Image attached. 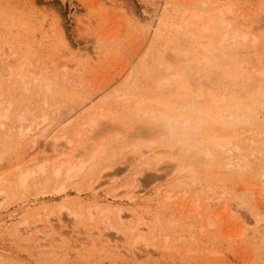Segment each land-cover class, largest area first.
<instances>
[{
	"label": "rangeland",
	"instance_id": "1",
	"mask_svg": "<svg viewBox=\"0 0 264 264\" xmlns=\"http://www.w3.org/2000/svg\"><path fill=\"white\" fill-rule=\"evenodd\" d=\"M226 7H233L234 12L236 13L238 12L237 15L239 16V18L243 16V19L247 21V23L246 21H244V23L247 24L246 27L251 25L249 24L251 23L250 21L252 22L254 21L253 23L259 22L257 24L260 25L259 26L260 28L257 27L258 30L256 31H258V33L261 32L263 34L262 35L260 33L259 35L260 38L259 40L261 39L263 40L264 30H262L263 31L262 32L261 29L262 27L264 29V0H0V55H1L0 63L4 61L10 62L7 64V68H4L6 65L3 66L4 64L3 65L2 63L0 64V66L2 65V67L0 68H2L3 70L2 71L0 69V74H2L0 75V79L2 80V81L0 80V100L3 99L1 100V103L2 101L6 102L4 103L3 106H8V103L13 104L14 108L12 110L14 111L18 110V112H22L24 111L22 110L23 108L25 110H28V112L31 111L29 113H33L32 115L33 117L36 118V120L37 118H39L36 121V124L38 122L39 123L44 122L41 123V126H39L38 129L36 128L37 130L32 132V134H30L25 139V141L22 139L21 141L16 140L14 146L11 149L14 152L10 150V152L4 157V161H2L0 164V173L2 175L7 176L5 177L6 180L11 181V183H9L10 181L9 182L6 181L5 183L11 184V185L6 184V185L12 187V189L11 187L10 189L7 188V191L4 192V194L6 193V196L3 194L5 198L3 197V195L0 197L2 198L1 199L2 202H0V264H264V239H263L264 238V183H262L263 181L261 180L260 177H257L258 175L256 174L257 173L256 169L259 170L258 168H261V166L264 164L263 163L264 158L262 156H258L260 159H258V157L255 158L252 157L254 158L255 161L251 159V161L253 162L249 170L250 172L248 171L249 172L248 174L247 172L238 173L234 175L231 180L228 181L226 180L227 169L216 170L215 172H213L214 174L212 173L211 175H207L205 177H203L201 173L198 172L200 174V177L201 176L202 177L200 178L199 175L197 174L196 181L199 182L198 183L195 182L196 183L195 185L191 184V186L194 185L195 188L191 186L189 187L188 182L191 183V179L189 178L190 175L192 174L187 172L190 171L188 170V167H186L187 169L184 170V172L187 170L185 173L183 172L184 174L182 173L181 170L178 173L176 169L175 172H177L178 174V175L176 174V177L174 173L173 174L171 173L172 175L170 174V172L166 174L167 171H171L170 167L172 165L171 163L172 161H174L173 164H175V162H177L178 159L179 165L184 163L182 165L188 166L190 165L188 164L189 163L188 159L187 160L184 159L183 156L180 157L181 155L179 154L178 150L176 149L172 150L171 144L169 143L168 145L170 146H168L166 143H165L166 145L163 144L164 141H162L163 143L162 142L161 143L166 148L163 147L162 144L161 145L159 144L160 145L159 146L158 143H160V141L156 139H154V141H156L155 145L153 146L152 144L151 145L152 147H150L149 150H147L148 152L146 151L147 155L145 154V151L143 153V156L140 155L142 153L139 152L143 151L142 147L144 149L146 148L145 146L141 147L139 145L138 147L137 144H135L134 142H138L140 140H141L140 142H143L144 141L143 139L145 138L142 137L145 135L141 134L142 136H140L139 134L140 138L138 135L137 137H135V132L133 130L135 127L134 128L131 127H133L134 124H136L135 122H137L138 124V121L135 118L134 113L131 112L132 114H130V112H128L127 114V112H125L126 110L128 111L132 109L131 108L132 106H130V104L134 106H136V102L138 104L139 101L137 100V98L141 99L142 101L151 100L154 103L156 102L157 97L163 98L164 95H160L162 94V92L165 91V87H163V83H161L163 82V80L165 83L166 81L169 82V85L173 87L172 88L170 86L171 90L169 91L172 92L171 94L166 95L167 99L163 98V101L165 100L164 102H168L166 100H168L169 98L172 99L171 97L176 93L181 94L184 92V87L182 84L184 77L177 78L176 77L177 75H174L176 71L173 68L172 70H167L169 65L167 66L166 64H164L167 61L163 59H165L166 57L169 58V56L174 58L175 57L179 58L182 57V54H186L189 52L190 54H193L192 60H194L195 54L202 51V49H197L196 47L194 49L196 38L193 37L192 32H188V26L190 25L191 22H194L193 16L201 15V18H204L203 20L206 21L212 18V16L216 15L219 9ZM208 11H210L211 13L210 12L208 13ZM213 11L214 13L215 12L216 13L215 14L212 13ZM203 14L205 15V17ZM210 14H212V16L209 18L208 15ZM206 17L207 19H205ZM198 18L200 19L199 24L200 23L201 25L206 24L205 21H203L204 23H202V19L200 18V16ZM258 19H260L261 22L260 20L258 21ZM255 24H253L254 27ZM142 25L143 26L145 25L146 27L144 26L143 28ZM59 30L61 31V35L63 36L64 40L67 42V45H69L72 49L71 53L67 54V56L65 57L67 62H70V59H74L75 57L81 58V60L79 58L80 60L79 63H75L76 65H74L73 67H71L72 66L71 64L65 70L67 72L65 76L68 77L69 79L70 77L71 79L72 78L76 79L75 81H77V83L74 80L70 81L69 79H67L68 80L67 82V80H64L65 76L63 77L62 75L64 70L58 69L59 70L58 71L56 69V74L54 75V77L52 73L55 72H52L51 73L52 77L50 78L48 77L46 80V82L49 80L50 82L54 83V85L50 86V90L46 94L43 91L44 93V94L42 93L44 95L43 96L41 94L42 90L41 92L39 90L41 84H45L46 82L45 83L42 82L40 84L39 83L40 79L36 80V77L38 79L40 78L39 76H43V74L46 72L44 68L47 65L50 68L51 66L53 68L54 67L53 63L56 62V64H58L57 63L58 61L54 60L56 56L55 53L57 54L58 52V50H56L57 47L54 45V43L55 41L57 42V38H58L55 35V33ZM202 30L204 31L203 27ZM204 32L206 33L207 31ZM211 32H215V30H210V33ZM220 32L222 33L224 31H220ZM210 33L206 35L208 39H210L211 41L214 40L216 41L217 38L221 36L219 35V33H218L219 36L218 35L216 36L215 35L216 33L215 34L212 33V36H214L212 37ZM248 42H250V45H248L249 44ZM248 42H247L248 44L246 43L244 45L245 50L247 48V50L244 51L246 52L245 55L243 54L244 56L240 55L242 54L241 52H237L232 56L233 59L231 57L229 58H231L233 62L235 60L234 56H237L236 63L239 62L238 65L241 64L242 60L240 62V59L243 58V61L246 62V65L248 63V66H245V63L242 62V64H244L243 66L246 67L245 69H247V71L248 69H250L249 71H253L250 73L256 74L257 70L259 71L262 65L257 64L258 66H255V64L252 63V67H251L250 64L251 62L249 60H251V58L254 57L255 59L252 58V60H255V62L257 61H256L255 53H253L252 50L254 49L253 48L254 44L253 42H251V40H249ZM261 43L262 41L261 42L259 41L258 42L259 45L258 44L255 45V48L258 50V52L259 53L261 52L260 54H257L258 52L254 51L256 52V56H260L263 53L262 52V50H264L262 48L263 46L260 47V45H264V40L263 43L262 44ZM251 44H253V47L251 46ZM260 49L261 51H259ZM210 51L213 54V56L209 57L208 62L206 63L204 62L206 65L202 63V66L201 67L198 66L196 70V72H198L199 69L201 70L204 69L205 71H207L206 73L202 72L204 74L202 75V77L198 79L195 75V72H191L193 70H190V68L186 72L182 73L185 75H189L188 78L189 90H193L194 92H200V93L202 92L205 98L207 97L208 99H211V97L209 98V96L215 98L216 95L218 96L217 98H220L221 96L229 97L232 95V93L234 94L235 97L236 96L238 97L242 93L240 98L242 100L243 99L245 100V99H249L247 97L253 95V93H255L256 90L257 92H261L262 91L260 90L261 87L262 89H264V86L259 87L260 83L262 84V82L260 81H258L259 83L256 86H251V84H249L250 82L245 84L244 81V83H242V81L244 80L243 77L237 78L241 82L236 79H235L236 81L234 82L232 80L229 82L230 80L229 72L230 71L232 72L233 68L238 67V65H236V63L234 62L233 63L234 65H236V67H234L232 62L229 63V65L227 64L228 66H232L231 69L229 68L230 70L229 71L227 69L228 68L227 65H222L220 64L221 62L219 59H218L219 61L214 59L217 58V51L216 50H210ZM249 51H251L253 55ZM94 53L96 54L95 57H94ZM153 53H155L154 56L152 55ZM189 53L187 55H189ZM58 55L59 54H57V56ZM12 56L14 57V59ZM248 56L249 57L252 56V57L249 59ZM9 57L11 58L9 59ZM65 58L62 60H65ZM149 58L151 59L150 62H149L150 60ZM244 58H246V60ZM43 59L44 61H42ZM237 59H239L238 62ZM14 60L15 63H13V65L14 64L15 65L14 66L12 65V67H14L15 69L10 66L12 62H14ZM41 64L45 66V67L43 66L40 67V68L43 67L44 69L42 70L44 72L43 74L42 73L40 74L39 73L40 68L38 69L39 65ZM162 64H164L165 67ZM210 64L211 66L214 65V68L212 67L213 68L212 69L210 67L211 69H209L208 71L207 65L209 66ZM19 65L21 66L23 65V66L20 68ZM173 65L174 64H172V66ZM241 65L238 68L241 67L243 68V66ZM221 66H225L226 71L228 72V76L226 75L227 78L226 76L223 77V73L225 75L226 71H224L225 68L223 67L224 69H222ZM24 67L28 69H26L25 71L23 69ZM253 67L256 69H252ZM8 68L13 69L15 71V73L14 71H12L15 74V76L12 73L14 77H11V80L9 77L10 76L9 72L7 73ZM16 68L18 69V71L20 69V71L17 74L18 76L16 75L17 72ZM59 68L62 67L60 66ZM70 68L72 70H69ZM50 70L52 71L55 70V67ZM215 70L220 72H215ZM31 71L33 72L37 71V72L33 73ZM155 71L156 73H154ZM2 72H4L6 76L8 75L7 77L9 80L7 79V77L3 76L4 73ZM27 72L30 73V75L28 74L29 77L28 76L26 77ZM221 72L223 73L221 74ZM233 72H235V70H233ZM20 73H22L21 74L22 76L25 75L24 77H26V79H22L19 76ZM48 73L50 74V72ZM70 73H74V74L73 75L71 74L70 76ZM248 73L246 72L245 74ZM67 74L69 75L67 76ZM212 74L213 76H210ZM60 75L62 76V79L64 78L63 79L64 82L62 81ZM121 75L124 76H122L121 80H119V76ZM127 75H129L130 77ZM56 76L58 78L57 80H56ZM126 77H128L127 80H125ZM29 78L30 81L28 80ZM31 79H33V81ZM216 80L217 81L220 80V81L217 82ZM225 80L228 83H226ZM60 81L63 82V84H61ZM131 81L134 88L133 90L131 89L129 91L127 87H129ZM224 81L225 83H223ZM159 83L162 84V86L160 85L161 88L159 87ZM239 84H241L242 87H240L241 85ZM262 85H264V82ZM218 86L220 87V89ZM232 86L233 89H235V91L232 89V91L234 92L231 91ZM210 88L213 90H211ZM226 88L227 90H225ZM167 89L170 88L168 87ZM216 89L218 90L216 91ZM214 90L216 91V94ZM239 90L241 91L239 92ZM124 91H127V93ZM219 91L220 93H217ZM256 93L254 95H256ZM120 96H122L124 99V101L120 99V101L121 100L123 101L121 103L118 100L119 98H122ZM115 101L117 103H115ZM118 101L120 104L118 103ZM58 102H60V104ZM62 102L64 105H62ZM84 102L87 103L85 107L82 106V103ZM127 103L129 105H127ZM60 105H62V108H60ZM51 106L54 107L50 108ZM55 106H57L56 109L57 108L58 109L55 112H53ZM63 106L66 109H64ZM138 106L139 104L136 107ZM40 108H42L43 111L41 110L40 112ZM69 108H74L71 113H68L69 110L71 111V109ZM62 109L64 111H62ZM34 111L36 113H34ZM50 112H52L53 116H50L51 115L49 114ZM123 112L124 115L127 117L133 115L132 116V118L134 117L133 119L131 118V116L129 117V119L132 120L126 119L129 122L127 121L125 122L127 123L134 122V124L130 123L129 125H127V127H125V129L123 127L122 128L120 127L121 129H119L118 131L120 133L117 134H115L117 130L116 128H115L116 130L113 129L108 132L106 130L105 135L104 133H101L99 131V129L101 130L102 128L105 130L107 125L114 122V119H117V123L119 126L120 123L124 120ZM37 113L41 116L43 115L44 120L43 117H40ZM47 113L49 114L50 117L47 115ZM102 113H107V114L106 116H104L105 114L102 116ZM96 114L98 116L100 115L99 118ZM10 116H11V111H10ZM261 118L264 120V115H262ZM46 119L48 121H46ZM60 119L61 121H65V123L62 122L60 124H62V127L66 129L67 132H70V134L72 133L71 129L72 130L76 129L73 130L75 137L73 135L69 136L68 133L66 135V138L69 137V139L70 138L73 139L74 137L75 139V140L73 139L74 142L77 140V142L75 143L81 142L78 144H82V145L86 144V141L85 143H83L85 140L84 139L85 136H83L81 133V135L77 134L78 138H76L75 133L80 132L85 127H89L91 124L93 125V128L94 126L96 127L98 126L99 128L97 127V131L100 133V135L98 136L97 134L98 132L94 131V129L92 128L94 132L91 131L92 133L90 134L94 133L97 136V140L95 139L96 137L94 136L95 138H93L92 141L98 143V141L101 140L100 144H103L104 146L103 148L106 149L105 146H108V143L111 142L110 140H112V142L114 143L113 145L114 154L112 153L113 154L112 159L109 157L110 155H112L111 153L104 155L102 154L103 157L101 159L103 160L102 161L101 159L99 160V163L98 165L95 166L94 171L87 170L86 174L88 173V176L84 174L86 176L84 175L78 176L68 181H63V179H60L58 183L56 181L55 183L52 180L53 182L52 181L48 182L45 185V183L43 182L44 178H42V176L44 175L43 174L42 176L38 175L39 176L38 179L40 178L41 181L36 179L37 177L36 176L34 177L35 178L33 182L34 184L30 183L32 187L29 185V188L27 190L21 191V189H19L20 187L18 188L17 186L16 188L17 184H15L18 183L16 182V178L18 177V175L17 177L14 175H16L17 173V169H16L18 168L17 165H19L20 160L24 158V152H25L24 149L28 147V143L30 141L31 136L35 134H39L40 137L42 136L41 137L42 144L49 142V141L44 142L43 141L44 137L46 135H49V133H51V131H53L54 129L58 131L60 129L62 130L60 124L57 125ZM51 120H53L54 122H51ZM50 122L52 124L55 123L54 125H57L56 128L53 125H50L51 124ZM140 124L141 123H139V125ZM260 126H262L261 123ZM260 126L259 124L256 125L254 124V126L253 125L248 126L243 124L241 125V127H239L242 132L238 131L239 128L237 127L236 133L237 134L241 133L239 138H243L244 136L245 137L247 136V141L251 143V145H249L250 144L249 142L248 143L245 142L246 149H248L250 146V149L253 150L254 146H252L251 141H255L257 143L264 142V133H263L264 130L260 129ZM43 128H47L48 130L43 131ZM64 129L63 132L61 131V133L63 134L66 131ZM129 129L133 132L129 131ZM135 129H139V128H135ZM234 130L235 129H232L231 134L234 132ZM126 131L129 133H127ZM108 133H113L110 134L112 137L110 136L108 137ZM120 134H122V136ZM131 136L133 137V139H131L132 138ZM251 137L252 139L254 137L255 138L252 140ZM134 138L137 141L134 140ZM147 138H151V137H147ZM32 139L33 137L31 138V140ZM65 139H63V141L61 142L65 143L64 142ZM147 141L149 142L147 143ZM147 141L145 142L148 145L152 142V139L151 142L149 139ZM154 141L152 143H154ZM133 144L135 145L136 148L138 147L137 148L138 151H136ZM50 147L51 146L48 145L47 149H49ZM159 147L161 148V150ZM152 148L153 150L156 149L154 150L156 153L153 152ZM255 148L256 147H254V149ZM169 149H171L174 152V154L172 153L171 150H170L171 153H169L170 152ZM82 150H87V149H82ZM12 152L14 153V155L12 154ZM71 152L72 150L69 151L67 155L70 156L71 154L74 153ZM162 153L164 154V157L162 156ZM175 153L179 155V157H177ZM167 155L171 158H168ZM135 156H138L142 161L144 160L145 162L147 159H149L148 157L150 156V160H148L149 162L147 161L146 164H142V162L140 163V161L139 162L137 161L139 159L138 157L137 160H135L136 159ZM151 156L154 159H151L152 158ZM82 157L87 159L85 154ZM105 157H108L107 160L104 159ZM143 157L144 158L147 157L146 160ZM164 158L168 160H165ZM65 159H67V157L65 158L64 156L60 160L65 161ZM132 159H134L135 162L134 160L131 161ZM158 159H160V161ZM161 159L162 161L164 160L166 163L168 162L170 165L168 164L165 165L164 162L161 161ZM170 159L173 160L169 161ZM180 159L186 161L182 160L183 161L182 162ZM151 160L152 161L156 160L155 161L156 164L151 162ZM129 161L133 162L131 163V166L132 165L134 166L130 167ZM136 161L138 163H136ZM157 161H158V165L161 164L160 162H162V164L159 165L160 166L159 168L157 167L158 166ZM16 162H18V164ZM126 162L129 164V166L128 164L127 166H125ZM186 162L188 163L186 164ZM191 162L192 161H190V163ZM151 163H153L155 167ZM140 164H142L141 165L142 168L140 167ZM135 165H137L138 167L137 166L135 167ZM182 165H180L181 168ZM14 166H16V168ZM126 167H128L127 168L128 170L126 169ZM168 167L169 169L165 170V168ZM154 169L156 170L155 173H154ZM157 169L159 170V172H157L158 171ZM160 170L163 172H161ZM136 172H138V175ZM216 172H218V176ZM100 173L101 174L103 173V175H99ZM163 173L166 174V176L165 175L163 176ZM168 174L169 176H167ZM213 175H215L216 177H214ZM224 175L225 178L223 177ZM134 176L137 178H134ZM109 177L114 178V180L115 181L117 180V182L112 180L113 183L111 184L112 186L108 184L109 186L108 187L102 184L101 182H105V180ZM186 177L188 178L187 180ZM179 179L180 180L184 179L183 180L184 184L181 183L182 181L177 182L179 181ZM129 180L130 181L136 180V183L132 182V184L133 183L134 184L132 185V187H130L129 185H131V182ZM219 181L220 184L218 183ZM125 182L126 183L128 182L129 187L126 185L127 188L126 186L122 187L125 190L124 189L122 190L121 188L118 189L119 191H117L118 193H120L121 191L122 196H120L119 194L120 197L119 196L114 197L115 198L114 199L111 197V194L110 195L108 194L111 193L112 190L111 188L114 187L116 188V186L120 184L124 185ZM12 183H14L15 187H13L14 185ZM42 183H44L43 184L44 186H42ZM50 183H54L53 186ZM173 183L175 184L174 186H172ZM100 184H102L103 186ZM61 185L63 187H61ZM177 185L179 187V188L177 187L178 189H180V187L182 186V188L184 187L183 189L181 188L183 191L186 192L191 191L189 192V194H187L188 197L191 196L190 197L191 199L193 193H194L193 194L194 197L196 196L197 198L201 199L198 201V206H196L200 211L195 212L193 210L194 208L193 206H192L193 211L191 210V208L189 209L190 205L194 203L196 204L197 198L196 199L194 198L196 201L193 199L194 200L193 202L192 200L190 201L186 200L188 198L185 196L186 199L184 197L185 201H183L184 199L183 200L181 199L183 191L180 190L179 192L178 189H175ZM5 186L0 187V189L2 190L4 188V190H6V187H9V186L5 187ZM205 186L209 187L208 189L209 192H207V188H205ZM216 186L219 187V189H224L226 194H222L223 196L220 195L217 191L214 190ZM187 187L188 189H186ZM15 188L18 189L17 192H15L16 191ZM171 189L172 191L174 190V192H172L173 195L170 194L171 192L169 193V190L171 191ZM196 190L198 195L195 194ZM134 191H136L137 193L139 192L140 195L135 194L136 197H134L133 194ZM163 191L164 192L168 191V193L166 194L168 195L170 194L172 196L170 197L172 201H170V198L169 201L166 200L168 195L165 197L164 195L166 194H164ZM200 192L202 193V195ZM112 193H115V191ZM211 194L213 195L217 194V196L218 195L219 196L218 198L217 196L212 197ZM164 197L167 203L164 202ZM175 197L177 199L174 201ZM210 198L211 199L216 198V199L215 200L213 199L214 201L212 203V200L208 202ZM180 201L181 203H179ZM239 201H240V205L238 208L234 207V211H233L234 213L229 212L232 205L235 204V202L237 203ZM184 203L187 207L184 205ZM208 203H211L212 205ZM214 203L216 206H214ZM80 204H82V206L84 207L82 208ZM89 204H92V206H89ZM96 205H101V206L111 205L112 207L118 206V208H122L123 210L125 209V211L139 210L141 214L142 213L144 214V218L145 216L150 217L147 219L143 218L144 222L142 221L139 224V226L140 225L144 226L145 223H146L145 226L147 225L150 226H147V228L149 227L148 230L146 228L145 230H142V232H140L138 229H136V225H138L139 222L135 220H131L129 216L128 219H126L127 217L123 219L124 220L123 223H125L123 224L122 221L118 219V217L115 218L117 211L115 209H113L112 212L109 213L108 215H104L106 213L104 214L102 213L103 216L99 214L98 211L94 213L93 215L94 217L92 219L90 214H88L87 212L91 210L90 207ZM62 206H66L68 209L69 207L70 209L72 208L74 210L73 212L75 213L79 212L78 214H80L81 216L76 217L78 219L77 220L74 217V215L71 214L72 212L68 213V211L69 212L71 211L70 209L69 210L67 209V211L65 209L68 215L67 214L64 215V211H63L64 209H62L63 212H61V209L60 212H58L59 208H62ZM200 206L201 208H199ZM80 207L82 211L81 210L79 211ZM207 207H209V211H205V208ZM212 208L215 211L212 210ZM54 209L56 211L55 214L51 216V219H55L53 217L56 216L57 218L60 215V217L58 218H61L62 220V225H60L61 229L57 228L58 229L57 230L55 228L54 229L55 231L52 230L50 233H46V234L43 233L40 239L42 242H40V240L38 239V237L40 236L39 232L37 233L38 236L35 237L36 231L37 229L38 231H41V228H44L45 225L44 222L46 221L45 218H47L46 215H48L50 210H54ZM189 210L192 213L189 214ZM206 210H208V208ZM223 210L226 211L224 216H221V220H220L221 226L216 231L215 230L212 231L211 227L209 228V224H207L208 223L207 220L204 218L207 217L208 219L209 214L212 211V213L210 214L211 220L210 218L208 219L211 222L215 212H217L216 214H218ZM128 212L130 211H127V213ZM60 213L63 214L61 215ZM198 214L201 216H199ZM231 214L234 216V218L233 220L229 221L228 217ZM192 215H194L195 217V219L193 218V220H192L193 217ZM67 216H70L72 218L69 217L67 219ZM105 216L106 217L109 216L108 219ZM100 217L102 218L101 221H100L101 219ZM37 218L39 219V222H37L38 221ZM89 218L92 221H90ZM103 218L106 219L104 220ZM24 219L27 220L28 224L25 225V229L22 228V231H24L25 233L28 232L29 234L26 235L23 232H21V234L23 233L22 236L21 234L20 235L18 233L16 234L15 225L22 222ZM41 219L43 220V222ZM71 219L74 220L72 221ZM118 220L122 224L116 222ZM149 220L151 221V223ZM245 220H252L249 226L248 225L246 226L247 235H244V238L241 240H231V239L226 240L225 237L231 234V232L236 231L237 229H241L243 227ZM31 221H33L32 223H36L35 224L36 226L35 225L33 226V224L31 225ZM105 221H108L107 222L108 225ZM130 224L131 226L132 225L133 226L130 227ZM29 225L31 226L29 227ZM37 226L38 228H36ZM202 226L204 227L202 228ZM31 227L33 228L32 230ZM106 228H108V231ZM130 228L131 229L134 228L136 230L133 229L132 231ZM26 229L29 230L25 231ZM65 230H67L68 232ZM138 231L140 233L144 232L145 237L146 236L147 237L145 239L143 237L142 239L144 240L142 239L137 240V237H139ZM32 233L35 234V236L33 235L31 236L30 234ZM56 236L57 238L58 236L59 237L63 236L62 238L64 239L63 240L62 238H58V240L61 242L60 243L59 241H57L58 245L55 244L56 243L55 240H57L55 239ZM42 238L50 239V241L48 240L46 242ZM108 238L112 239V241L115 244L113 242L111 243H113L114 246L112 247L109 246V243H107ZM261 239L262 241H260ZM37 240L38 243L36 242ZM257 241L259 242L257 243Z\"/></svg>",
	"mask_w": 264,
	"mask_h": 264
},
{
	"label": "bare ground",
	"instance_id": "2",
	"mask_svg": "<svg viewBox=\"0 0 264 264\" xmlns=\"http://www.w3.org/2000/svg\"><path fill=\"white\" fill-rule=\"evenodd\" d=\"M210 11H208V13H209ZM207 13V14H208ZM211 13V12H210ZM212 13H214V11L212 12ZM216 13V12H215ZM214 13V14H215ZM238 13V12H237ZM237 13L236 12H234V10H233V7H226V8H221V9H219V11L217 12V14L216 15H214V16H212V14H210V15H208L209 16V18L212 16V18H210L209 20H203L204 18H201V15H199L200 16V18L202 19V23H204L203 21H205V25L204 24H202L201 25V23L199 24V16H197V15H194L193 16V19H194V22H191L190 23V25L188 26V32H192V34H193V37L194 38H196V41H195V46H194V49H195V47L197 48V49H202V51H200V52H198V53H196L195 54V57H194V60H192V55L193 54H190L189 52V55H187L188 53H186V54H182V57H179V58H177V57H170L169 56V58L168 57H164L165 59H163V60H166L167 62L166 63H164V64H166L167 66H168V68H167V66H166V68H167V70H172V68L176 71V73L174 74V75H177L176 77L177 78H180V77H184V79H183V81H182V84H183V87H184V92L183 93H176L175 95H173L171 98L172 99H168V100H166V101H168V102H164L163 101V98L165 99H167V97H166V95L167 94H171V92L172 91H169V90H171V85H169V82H167L166 81V83L164 82V80H163V82H161V83H163V87H165V91L164 92H162V94H160V95H164L163 96V98L162 97H157V100H156V102L154 103V102H152L151 100H146V101H142L141 99H138L137 98V100L139 101L138 102V104H139V106L138 107H136L138 104H137V102H136V106H134V105H132V104H130V106H132L131 108V110H126L125 112H127V114H128V112H130V114H132V113H134V116H135V118L137 119V121H138V124H137V122H135L136 124H134V122L133 123H131V124H134V126L133 127H131V128H139V129H133L134 130V132H135V137H137V135L139 136V134H140V136H142V135H145V136H143L142 138H145V139H143L142 141L143 142H140V141H138V142H134L135 144H137V146L139 145V146H145V148L146 149H144L143 147H142V149H143V151H141V152H139V153H142V154H140V155H142L143 156V153H144V151H145V154L147 155V153H146V151L147 150H149V148L150 147H152L151 145L153 144V146L155 145V143H156V141H154V139H156V140H159L160 141V143H158V145L160 144H162L163 142L162 141H164V143L163 144H167L168 145V143L169 144H171V147H172V150L173 149H176V150H178V152H179V154L181 155L180 157H182L183 156V158L184 159H188V162H186V164L188 163V164H190V165H188V166H185V165H182V164H184V163H182V164H180V165H182V168L180 167V165H179V163H178V159H177V162H175V164H173V162L174 161H172L171 163H172V165H171V167H170V170L171 171H167L166 172V174L168 173V172H170V174L172 173H174V175H175V177H176V174H177V172L179 173L180 172V170L182 171V173L184 172V170L185 169H187L186 167H188V170H190V171H187V172H189L190 174H192V175H190V178H189V176H188V178L189 179H191V183L190 182H188L189 183V187L191 186V184H196V183H198L199 181H196V177H197V174L199 175V177H200V174L198 173V172H200L201 173V175L203 176V177H205V176H207V175H211L213 172H215L216 170H224V169H227V172H226V180L228 181V180H231L232 178H233V176L234 175H236V174H238V173H246L247 172V174L250 172L249 170H250V167H251V164H252V162L253 161H251V159L252 160H254V158L255 157H258V156H262L263 158H264V142L263 143H257V142H255V141H251V139H252V137H251V139H250V141L252 142V146H254V147H256L255 149H254V147H253V150L252 149H250V146H249V148L248 149H246V143L245 142H249V141H247V136L245 137H243V138H239L240 137V134L238 135L237 133H236V129H237V127L239 128V127H241V125H250V126H254V124L256 125V124H259V126H260V123H261V125L262 126H260V129H262V130H264V123H262V122H264V120L261 118V116L262 115H264V89H262V87L260 88V90H262L261 92H257V90H256V92H255V90H254V92L256 93V95H254L255 93H253V95H251V96H248L247 98H249V99H241L240 98V96L242 95V93L237 97H235L234 96V94L232 93V95L231 96H229V97H224V96H221L220 98H217L218 96L216 95V97L214 98H212V96H209V98L211 97V99H208L207 97L205 98V96L203 95V93L201 92H194L193 90H189V81H188V78H189V75H185V74H182V73H184V72H186L189 68H190V70H193V71H191V72H195V75H196V77L199 79L200 77H202V75H204L202 72H207V71H205L204 69H199V71L198 72H196V70H197V68H198V66L199 67H201L202 66V63H206V62H208V60H209V57L210 56H213V54L211 53V51L210 50H216L217 51V58H214L215 60H220V64H222V65H229V63H231L232 62V59H233V55L234 54H236L237 52H241L242 54H240V55H242V56H244L245 55V53L246 52H244V51H246L247 50V48H246V50H245V48H244V45L249 41V40H251V42H253V44H254V47H253V44H251V46L254 48V49H256L255 48V45L256 44H258V42L260 41H262V43H263V40H264V38H263V40L261 39V40H259L260 38H259V35H260V30H259V32L260 33H258V31H256V30H258L257 29V27L258 28H260L259 26V24H257V23H259V22H255V23H253L252 21H250L251 23H249V24H251V25H249L248 27H246L247 26V24H245L244 23V21H246L245 19H243V16L242 17H240L239 18V16L237 15ZM204 15V14H203ZM207 16V17H208ZM238 16V17H237ZM204 17H205V15H204ZM207 17L205 18V19H207ZM239 18V19H238ZM257 20V19H256ZM260 19H258V21H259ZM136 22V21H135ZM140 22V21H139ZM139 22H138V24H139ZM145 22V21H144ZM260 22H261V20H260ZM146 23V22H145ZM246 23H247V21H246ZM255 24V27H254V25L253 24ZM137 24V25H138ZM197 24V25H196ZM204 25V26H203ZM262 25V24H261ZM139 26V25H138ZM143 26V25H142ZM145 26V25H144ZM144 26H143V28H144ZM149 26V25H148ZM263 26V25H262ZM146 27V26H145ZM202 27L204 28V31H207L206 33L202 30ZM148 28V27H147ZM141 29V28H140ZM210 30H215V32H211L210 33ZM262 30H264L263 29V27H262V29H261V31ZM209 31V32H208ZM220 31H224V32H220ZM263 32V31H262ZM208 33H210V35L212 36V33L213 34H215L216 36L218 35V33H219V35H221V36H219L218 38H217V40L215 41L214 40V38H213V40L214 41H211L210 39H208V37H207V35L206 34H208ZM262 34V33H261ZM55 35L58 37L57 38V42L55 41V43H54V45L57 47V49L56 50H58V52H57V54H59L58 56H57V54L55 53V55L58 57V59H57V57L55 56V58H54V60H56V61H58L57 63L58 64H56V62L55 63H53L54 65V67H55V70H50V69H53L52 68V66H51V68L47 65L46 67L45 66H43V64H41V65H39V67H38V69L41 67V66H43V67H45L44 69H45V73L42 71V70H44L43 69V67L42 68H40V74L42 73H44L43 74V76H39L40 78H38L37 79V77H36V80H39L40 82V84L43 82V83H45L46 82V80H47V78L49 77H52V75H53V77H54V75L56 74V69L58 70H64V72L62 73V71H61V73H62V75H63V77L66 75V69L68 68V66L69 65H71L72 64V66L71 67H73L74 65H76L75 63H79L80 62V60H81V58L80 57H75L74 59H70V62H67V60H66V56H67V54H70L71 53V47L69 46V45H67V42L64 40V38H63V36L61 35V31L59 30V31H57L56 33H55ZM263 35V34H262ZM210 36V37H211ZM212 37H214V36H212ZM215 38V39H216ZM261 38H262V36H261ZM249 43V44H248ZM247 44L248 45H250V42H248ZM261 43V44H262ZM260 44V43H259ZM258 44V45H259ZM53 45V46H54ZM247 45V46H248ZM247 46H245V47H247ZM261 46H263L262 48L264 49V45H260V47ZM249 47V46H248ZM257 47V46H256ZM51 48H54V47H51ZM61 48H63V49H61ZM261 48V49H262ZM60 49H61V51H60ZM254 49H252L253 50V53H255V57H256V61L257 62H255V60H252V58H254V57H252V56H248L249 57V59L251 58V60L252 61H254V62H252L251 60H249L248 62L251 64V67H252V63L253 64H255V66H258L259 64H261L262 66H261V69L258 71L257 70V73L256 74H253V73H250V72H253V71H249L250 69H248V71H247V69H245L246 67L245 66H248V63H247V65H246V62H244L243 61V58L242 59H240L239 57V59H240V62H241V60H242V62L243 63H245V66H243L244 64H242V62H241V66H243V68L241 67V68H238L240 65H238V60L239 59H237V62L238 63H236V58H237V56H234V58H235V60L233 61L234 63H236V65H238V67H236V65H234V63H233V65H234V67H236V68H233V70H235V72H233V70H232V72L229 70V68L231 69L232 68V66H228V70L230 71L229 72V77H230V80H229V82L232 80L233 82L234 81H236V80H239V79H237V78H240V77H243V81H242V83H244V81H245V84H247L248 82H250L249 84H251V86H256L259 82L258 81H260V82H262V84H263V82H264V50H262V54L260 55V56H256V52H254V51H257L258 52V50L256 49V50H254ZM259 49V48H258ZM261 49L259 50V51H261ZM53 50V49H52ZM55 50V51H56ZM149 50V49H148ZM251 50V51H252ZM251 51H249V52H251ZM249 52H247V53H249ZM5 53V52H4ZM53 53H54V51H53ZM146 53H148V52H146ZM145 53V54H146ZM152 53V52H151ZM150 53V54H151ZM252 53V52H251ZM253 53H252V55H253ZM261 53V52H260ZM259 52L257 53V54H260ZM144 54V53H143ZM142 54V55H143ZM154 54L155 53H153L152 55L154 56ZM161 54V53H160ZM231 56H230V55ZM244 54V55H243ZM2 55H3V53H2ZM6 55H7V53H6ZM6 55H4V56H6ZM13 55V54H12ZM95 53H94V57H95ZM246 55H248V54H246ZM1 56V55H0ZM10 56V55H9ZM79 56H80V54H79ZM93 56V55H92ZM146 56V55H145ZM163 56V55H162ZM3 57V56H2ZM13 57V56H12ZM14 57H15V55H14ZM14 57H13V59H14ZM82 57V56H81ZM144 57V56H143ZM143 57H141V58H143ZM151 57V56H150ZM161 57V56H160ZM229 57H231V58H229ZM247 57V58H248ZM5 58V57H4ZM11 57H9V59H10ZM43 58V57H42ZM65 58V60H62V59H64ZM79 58H80V60H79ZM153 58H155V57H153ZM159 58V57H158ZM7 59H8V56H7ZM95 59V58H94ZM150 59V58H149ZM148 59V60H149ZM211 59V58H210ZM245 60H246V58H244ZM255 59V58H254ZM12 60V59H11ZM10 60V61H11ZM157 60V59H156ZM218 60V61H219ZM1 61V60H0ZM18 61V60H17ZM42 61H44V59L42 60ZM151 61V59L149 60V62ZM158 61V60H157ZM188 61V62H187ZM190 61V62H189ZM19 62V61H18ZM49 62V61H48ZM47 62V63H48ZM149 62H148V64H149ZM165 62V61H164ZM2 63V65L3 66H5L4 68H7V64L8 63H10V62H1ZM0 63V64H1ZM13 63H15V60H14V62H12V64L10 65L11 67H12V65H13ZM155 63V62H154ZM167 63H169V64H167ZM170 63H171V65H170ZM204 63V64H205ZM219 63V62H218ZM40 64V63H39ZM44 64H45V62H44ZM58 66H56V65ZM164 64H162V65H164ZM172 64H174L173 66H172ZM249 64V65H250ZM258 64V65H257ZM2 65L0 66V67H2ZM15 65V64H14ZM13 65V66H14ZM50 65H51V63H50ZM159 65V64H158ZM161 65V66H162ZM206 65V64H205ZM20 66V68L23 66H21V65H19ZM62 67V68H59V67ZM160 66V67H161ZM226 66V67H227ZM254 66V67H255ZM10 67V68H11ZM157 67V66H156ZM164 67H165V65H164ZM213 67L214 68V65L213 66H211V64L208 66L207 65V69H208V71H209V69H211V68ZM217 67V66H216ZM215 67V68H216ZM220 67V66H219ZM225 68V66H221V68L222 69H224ZM252 68V69H256V68ZM3 68V69H4ZM12 68H14V67H12ZM154 68V67H153ZM153 68H152V71H153ZM176 68V69H175ZM212 68V69H213ZM247 68H249V67H247ZM1 70H2V68H0ZM15 69V68H14ZM17 69V68H16ZM25 71H26V69H28V68H26V67H24L23 68ZM37 69V68H36ZM155 69V68H154ZM178 69V70H177ZM222 69H221V71H222ZM251 69V70H252ZM7 70V69H6ZM30 70V69H29ZM28 70V71H29ZM35 70V69H34ZM58 70V71H59ZM69 70H72L71 68L69 69ZM156 70V69H155ZM204 70V71H203ZM218 70V69H217ZM3 71V70H2ZM12 71H14L13 69H9L8 68V71H7V73L9 72V77H10V80H11V77H14L15 76V71H14V73L12 72ZM19 71H20V69H19ZM18 69H17V72H16V75L18 74ZM57 71V72H58ZM157 71V70H156ZM156 71L154 72V73H156ZM224 71H226V68H225V70ZM223 71V72H224ZM6 72V71H5ZM22 72V71H21ZM31 72H33V71H31ZM34 72H37V71H34ZM33 72V73H34ZM48 72H50V74L48 73ZM52 72H55V73H52ZM75 72V71H74ZM215 72H220V71H216L215 70ZM223 72H221V74L223 73ZM248 73V74H245V73ZM2 73H4V72H2ZM14 74V76H13V74ZM26 73V72H25ZM51 73H52V75H51ZM69 73V72H68ZM76 73V72H75ZM153 73V72H152ZM255 73V72H254ZM22 73H20L19 74V76L22 78V79H26V77L28 76V74L30 75V73H28L27 72V74H26V77H24V76H22L21 75ZM23 74H24V71H23ZM32 74V73H31ZM35 74H37V73H35ZM60 74V73H59ZM59 74H58V76H59ZM71 74L73 75L74 73H70V76H71ZM214 74V73H213ZM213 74L212 75H210V76H213ZM0 75H2V74H0ZM33 75V74H32ZM39 75V74H38ZM69 74H67V76H68ZM150 75V74H149ZM215 75H217V74H215ZM214 75V76H215ZM228 76V72L226 71V73H225V75H224V73H223V77L224 76ZM3 76H5V77H7L6 76V74L4 73V75ZM2 76V77H3ZM18 76V75H17ZM16 76V77H17ZM61 76V75H60ZM122 76H124V75H121V76H119V80H121V78H122ZM127 76H129V75H127ZM222 76V75H221ZM227 76H226V78H227ZM1 77V78H2ZM29 77V76H28ZM43 77V78H42ZM130 77V76H129ZM216 77V76H215ZM31 78V77H30ZM30 78L28 79L29 81H30ZM33 78V77H32ZM60 78V77H59ZM76 78V77H75ZM225 78V79H226ZM4 79V78H3ZM7 79H8V77H7ZM34 79H35V77H34ZM58 78H57V76H56V80H57ZM61 79H62V76H61ZM64 79V78H63ZM63 79H62V81H63ZM67 79H69L68 77H66L65 76V79L64 80H67ZM78 79V78H77ZM128 79V77H126L125 78V80H127ZM202 79V78H201ZM215 79V78H214ZM213 79V80H214ZM229 79V78H228ZM236 79V80H235ZM1 80V79H0ZM9 80V79H8ZM8 80H7V82H8ZM32 81H33V79H31ZM35 80V81H36ZM70 81H75L76 79H74V78H72L71 79V77H70V79H69ZM223 80H224V78H223ZM222 80V81H223ZM241 80H242V78H241ZM2 81V80H1ZM5 81H6V79H5ZM52 81V80H51ZM133 81V80H132ZM132 81H131V83L129 84V87H127V89H129V91L132 89L133 90V84H132ZM217 81V80H216ZM220 81V80H219ZM219 81H217V82H219ZM226 81V80H225ZM225 81L223 82V83H225ZM240 81V80H239ZM61 82V81H60ZM64 82V81H63ZM63 82H61V84H63ZM67 82H68V80H67ZM66 82V83H67ZM76 83H77V81H75ZM74 82V83H75ZM79 82V81H78ZM120 82V81H119ZM215 82V81H214ZM214 82H212V83H214ZM238 82V81H237ZM241 82V81H240ZM239 82V83H240ZM2 83V82H1ZM38 83V84H39ZM73 83V82H72ZM226 83H228L227 81H226ZM241 83V84H242ZM3 84H4V82H3ZM5 84H6V82H5ZM39 84V85H40ZM68 84H71V83H68ZM67 84V85H68ZM218 84V83H217ZM216 84V85H217ZM241 84H239V85H241ZM261 83H260V85H259V87L260 86H264V85H262ZM54 85V83H52V82H50L49 80L45 83V84H41V86H40V92H41V90H42V92H41V94L43 93V91H44V93L46 94L49 90H50V86H53ZM75 85V84H74ZM160 85L162 86V84H160L159 83V87H160ZM232 85V84H231ZM235 85V84H234ZM171 86V87H170ZM220 86V85H219ZM218 86V87H219ZM70 87H72V86H70ZM170 88V89H167V88ZM217 87V88H218ZM229 87V86H228ZM236 87V86H235ZM240 87H242V85L240 86ZM259 87H257V88H259ZM161 88V87H160ZM173 88V87H172ZM212 88H213V86H212ZM222 88V87H221ZM211 89V88H210ZM219 89H220V87H219ZM232 89H233V86H232V88H231V91H232ZM246 89V88H245ZM158 90V89H157ZM211 90H213V89H211ZM218 89H216V91H217ZM225 90H227V88L225 89ZM234 91H235V89H233ZM120 91V90H119ZM215 91V90H214ZM216 91H215V94H216ZM221 91V90H220ZM220 91L219 92H217V93H220ZM234 91H232V92H234ZM238 91V90H237ZM241 90H239V92H240ZM121 92V91H120ZM119 92V93H120ZM124 92H126L127 93V91H124ZM228 92V91H227ZM243 92V91H242ZM43 93V94H44ZM231 93V92H230ZM42 94V95H43ZM115 94V93H114ZM122 94V93H121ZM239 94V93H238ZM127 95V94H126ZM209 95V94H208ZM44 96V95H43ZM118 96V95H117ZM145 96H146V94H145ZM219 96H220V94H219ZM120 97H122V96H120ZM223 97V98H222ZM115 98V97H114ZM10 99H11V97H10ZM42 99V98H41ZM41 99H39V100H41ZM120 99H122L123 101H124V99H123V97L122 98H119L118 100L120 101ZM1 100H3V99H1ZM1 100H0V164H1V162L2 161H4V157L10 152V150L12 149V147L14 146V144H15V141L16 140H20L21 141V139L22 140H24L25 141V139L30 135V134H32V132H34V131H36L37 129H38V127L39 126H41V123H44V122H41V123H37L36 124V121L39 119V118H37V120H36V118L35 117H33V113H29V112H31V111H29L28 112V110H25L24 108L22 109V110H24V111H22V112H18V110H16V111H14V110H12L13 108H14V106H13V104H10V103H8V106H3L4 105V103H6V102H3L2 101V103H1ZM117 100V99H116ZM120 101V103L121 102H123V101ZM41 101H43V100H41ZM44 101H46V100H44ZM119 101H118V103H119ZM39 102V101H38ZM37 103V102H36ZM40 103V102H39ZM59 104H60V102H58ZM115 103H117L116 101H115ZM119 103V104H120ZM43 104V103H42ZM44 104H45V102H44ZM43 104V105H44ZM126 104V103H125ZM62 105H64L63 104V102H62ZM62 105H60V108H62ZM87 105V103H82V106L83 107H85ZM127 105H129L128 103H127ZM81 106V105H80ZM117 106H119V105H117ZM43 107V106H42ZM45 107V106H44ZM52 107H54V106H51L50 108H52ZM56 107L57 106H55V109H54V111L53 112H55L57 109H56ZM64 107V106H63ZM71 107H73V106H71ZM76 107V106H75ZM78 107V106H77ZM17 108V107H16ZM15 108V109H16ZM46 108V107H45ZM59 108V109H60ZM48 109H49V107H48ZM64 109H66L65 107H64ZM69 109H71V111L69 110V112L68 113H71L72 111H73V109L74 108H69ZM76 109V108H75ZM127 109V108H126ZM41 110H42V108H40V112H41ZM46 110V109H45ZM51 110H53V109H51ZM51 110H49V111H51ZM125 110V109H124ZM123 110V111H124ZM10 111H11V116H10ZM21 111V110H20ZM36 111V110H35ZM34 111V113H36ZM39 111V110H38ZM43 111V110H42ZM58 111H60V110H58ZM62 111H64L63 109H62ZM14 114H13V113ZM44 112H47V111H44ZM132 112V113H131ZM38 114V113H37ZM41 114V113H40ZM44 114H46V113H44ZM49 114H51L50 116H53L52 115V112H50ZM49 114L47 113V115L49 116ZM105 114V115H104ZM106 114L107 113H102V116L104 115V116H106ZM36 115V114H35ZM34 115V116H35ZM39 115V114H38ZM37 115V116H38ZM97 115V114H96ZM100 115H101V113H100ZM99 115V116H100ZM40 117H43V120H44V116L42 115H39ZM47 116V117H48ZM49 116V117H50ZM98 116V115H97ZM99 116H98V118H99ZM123 116H124V120L120 123V125L118 126V123H117V119H114V122H112V123H110L109 125H107L106 126V129L104 130L103 128L100 130L99 129V131L101 132V133H104V135H105V132H106V130H107V132L108 131H110V130H113V129H115L116 130V132H115V134H117V133H120V132H118L119 131V129H121L122 127L125 129V127H127V125H129L130 123H127V122H129V121H127V120H132L133 118H132V116L133 115H130L131 116V118L132 119H129V117L130 116H125L124 115V112H123ZM48 117V118H49ZM61 117V116H60ZM126 117V118H125ZM45 118H46V115H45ZM47 118V119H48ZM102 118V117H101ZM41 119V118H40ZM46 119V121H48ZM119 119V118H118ZM122 119V118H121ZM127 119V120H126ZM39 121H41V120H39ZM60 121H61V119H60ZM59 121V123H57V125H59L60 123H62V122H64L65 123V121H61L60 122ZM125 121H127V122H125ZM51 122H54L53 120H51ZM50 122V123H51ZM92 122H93V120H92ZM91 122V123H92ZM94 122H95V120H94ZM139 123H141L140 125H139ZM55 124V123H54ZM54 124H50V125H53L55 128H56V126L57 125H54ZM46 125V124H45ZM49 125V124H48ZM85 125V124H84ZM240 125V126H239ZM47 126V125H46ZM60 126L62 127V124H60ZM64 126V125H63ZM87 126H88V124H87ZM103 126H105V125H103ZM103 126H100V127H103ZM131 126V125H130ZM136 126H138V127H136ZM51 127V126H50ZM67 127V126H66ZM65 127V128H66ZM74 127V126H73ZM72 127V128H73ZM96 126H94V128H93V125L91 124L89 127H85V128H83L81 131H80V129H79V131L80 132H76L75 134H76V138H78V136H77V134H79V135H81V133H82V135L83 136H85L84 137V142L83 143H85V141H86V144L85 145H82V144H78V143H81V142H78V143H75V142H77V140L74 142V137H75V135H74V132H73V130H76V129H71V131H72V133L70 134V132H67V130L66 129H64L63 127H62V130L60 129L59 131L58 130H56V129H54L53 131H51V133H49V135H46L45 137H44V142L45 141H49V142H47V143H45V144H42V139H41V137H40V135L39 134H35V135H33V136H31V138L33 137V139L31 140V138H30V141H29V143H28V147H26L25 149H24V158L22 159V158H20V159H22V160H20V163H19V165H17L18 166V168H16V166H14L16 169H17V173L15 172L16 171V169H15V173H16V175H14V176H16L17 177V175H18V177L16 178V182H18L19 183V185H18V183H15V184H17L16 185V188H17V186H18V188L19 189H21V191H23V190H27L28 188H29V185H30V183H33L34 182V180H35V178L34 177H36V179H38V175H41L42 176V174L44 175V176H42V178H44L43 180V182L45 183V185L48 183V182H51L52 180L55 182H57L58 183V181L60 180V179H63V181H68V180H70V179H73V178H76V177H78V176H83L84 174H86V172H87V170H93L94 171V168H95V166L96 165H98V163H99V160L103 157V155L104 154H108V153H113L114 154V147H113V145H114V143L112 142V140H110L111 142H106V143H108V146H105V148L106 149H104L103 147V144H100V141H98V143L97 142H93L92 140H93V138H95L96 140H97V136L94 134H90V133H92V132H94V131H96V132H98L97 131V127L95 128ZM121 127V128H120ZM37 128V129H36ZM68 128V127H67ZM88 128V129H87ZM94 129V131H93V129ZM99 128V127H98ZM259 128V127H258ZM63 129L64 130H66L65 131V133L63 134V133H61V131L63 132ZM85 129V130H84ZM141 129V130H140ZM232 129H235L234 130V132L231 134V131H232ZM249 129V128H248ZM257 129V128H256ZM48 129L47 128H43V131H47ZM69 130H70V128H69ZM68 130V131H69ZM114 130V131H115ZM136 130V131H135ZM78 131V130H77ZM92 131V132H91ZM129 131H131L130 129H129ZM142 131V132H141ZM238 131H240V132H242L241 130H240V128H239V130ZM39 132V131H38ZM42 132V131H41ZM127 132V131H126ZM131 132H133V131H131ZM130 132V133H131ZM69 133V134H68ZM122 133V132H121ZM127 133H129V132H127ZM252 133V132H251ZM263 133H264V131H263ZM73 135L72 137H73V139H69V137L68 138H66V135ZM89 134H90V136H89ZM98 134V136L100 135V133L98 132L97 133ZM110 134H113V133H108V137L110 136V137H112ZM126 134V133H125ZM134 134V133H133ZM133 134H131V135H133ZM142 134V135H141ZM37 135H39V136H37ZM121 136H122V134H120ZM119 135V136H120ZM127 135V134H126ZM126 135H125V137H126ZM95 136V137H94ZM120 136V137H121ZM124 136V135H123ZM128 136V135H127ZM140 136H139V138H140ZM243 136V135H242ZM102 137H103V134H102ZM105 137V136H104ZM130 137V136H129ZM132 137V136H131ZM147 137H151V138H147ZM156 137V138H155ZM66 138V139H65ZM98 138H100V137H98ZM106 138V137H105ZM249 138V137H248ZM255 138V137H254ZM253 138V139H254ZM41 139V140H40ZM63 139H65L64 140V142L65 143H62L61 141H63ZM81 139H83V138H81ZM80 139V140H81ZM103 139V138H102ZM130 139V138H129ZM128 139V140H129ZM131 139H133V137L131 138ZM149 139L150 140V142H151V139H152V142L154 141V143H150V144H148L147 145V143L149 142V141H147V140ZM252 139V140H253ZM134 140H136L135 138H134ZM249 140V139H248ZM40 141V142H39ZM79 141V140H78ZM83 141V140H82ZM114 141V140H113ZM137 141V140H136ZM145 141H147V143L145 142ZM262 141V140H261ZM28 142V141H27ZM104 142V141H103ZM123 142V141H122ZM145 142V143H144ZM162 142V143H161ZM26 143V142H25ZM49 143V144H48ZM124 143H125V141H124ZM123 143V144H124ZM128 143V142H127ZM250 143V142H249ZM30 144V145H29ZM131 144V143H130ZM162 144V145H163ZM165 144V145H166ZM23 145H24V142H23ZM48 145H50L51 147L49 148V149H47V147H48ZM134 145V144H133ZM133 145H132V147H133ZM159 145V146H160ZM249 145H251V143L249 144ZM27 146V145H26ZM138 146V147H139ZM168 146H170V145H168ZM167 146V147H168ZM18 147H20V146H18ZM129 147V146H128ZM134 147H135V145H134ZM137 147V148H138ZM163 147H165L164 145H163ZM137 148L135 147V149H136V151H138L137 150ZM160 148V147H159ZM158 148V149H159ZM166 148V147H165ZM169 148V147H168ZM82 149H87V150H82ZM157 149V150H158ZM19 150V149H18ZM72 150V152L71 153H73V154H71L70 156H68L67 155V153L69 152V151H71ZM152 150H153V148H152ZM154 150H156V149H154ZM153 150V152H155ZM160 150H161V148H160ZM171 149H169V151H170ZM171 150V151H172ZM11 151H13V150H11ZM163 151V150H162ZM161 151V152H162ZM165 151H167V150H165ZM171 151L169 152V153H171ZM14 152V151H13ZM12 152V154L14 155V153ZM148 152V151H147ZM149 152H152V151H149ZM156 153V152H155ZM165 153V152H164ZM172 153L174 154V152L172 151ZM85 154V156L87 157V159L86 158H83L82 156ZM98 154V155H97ZM103 154V155H102ZM113 154L112 155H110L109 157L112 159V156H113ZM116 154V153H115ZM149 154V153H148ZM176 154V153H175ZM23 155V154H22ZM67 155V156H66ZM120 155V154H119ZM177 155V154H176ZM175 155V156H176ZM65 156V158L67 157V159H65V161H63V160H60V159H62L63 157ZM115 156V155H114ZM118 156V155H117ZM116 156V157H117ZM157 156V155H156ZM159 156V155H158ZM162 156L164 157V154L162 153ZM161 156V157H162ZM168 156V155H167ZM167 156H166V158H167ZM174 156V155H173ZM137 157L138 156H135V160H137ZM152 157V156H151ZM177 157H179V155H177ZM176 157V158H177ZM252 157H254V158H252ZM82 158H83V160H82ZM107 158L108 157H105L104 159L105 160H107ZM115 158V157H114ZM139 158V157H138ZM142 158V157H141ZM144 158V157H143ZM146 158L147 157H145L144 159L146 160ZM149 159H147L146 160V162L143 160H141L140 158V160L138 159L137 161L139 162L140 161V163L142 162V164H146L147 163V161L148 160H150V156L148 157ZM156 158V157H155ZM166 158H164L165 160H168V159H166ZM168 158H171V157H169L168 156ZM86 159V160H85ZM151 159H154L153 157L151 158ZM163 159V158H162ZM162 159H161V161H162ZM174 159V158H173ZM173 159H170L169 161H171V160H173ZM257 159V158H256ZM258 159H260L259 157H258ZM16 160H19V159H16ZM103 159H101V161H102ZM134 159H132L131 161H133ZM135 160H134V162H135ZM159 161H160V159H158ZM176 160V159H175ZM181 160V159H180ZM183 160V159H182ZM181 160V161H182ZM186 160H183V161H186ZM136 161V163H138ZM156 160H151V162H153L154 164H156V162H155ZM182 161V162H183ZM190 161H192L191 163H190ZM255 161V160H254ZM106 162V161H105ZM130 162V161H129ZM145 162V163H144ZM149 162V161H148ZM162 162H164V164L166 165V164H168V165H170L168 162L166 163L164 160L162 161ZM162 162H160L161 164H162ZM17 164H18V162H16ZM131 163H133V162H130V167H132V166H134V165H132L131 166ZM153 163H151V164H153ZM181 163V162H180ZM263 163H264V161H263ZM127 162H126V165L125 166H127ZM142 164H140V167L142 168ZM154 164H153V166H154ZM161 164H159V165H161ZM101 165V164H100ZM149 165V164H148ZM157 165H158V161H157ZM157 166L158 168L160 167V166ZM165 165H164V167H165ZM125 166H124V169H125ZM128 166H129V164H128ZM137 165H135V167H136ZM183 166H185V167H183ZM13 167V168H14ZM134 167V168H135ZM138 167V166H137ZM152 167V166H151ZM155 167V166H154ZM156 167V168H157ZM163 167V168H164ZM128 167H126V169H127ZM50 169V170H49ZM131 169V168H130ZM129 169V170H130ZM166 169H169V167L168 168H165V170ZM176 169H177V172H175L176 171ZM259 170H257L256 169V174L258 175L257 177H260L261 178V180L263 181L262 183H264V164L261 166V168H258ZM128 170V169H127ZM144 170V169H143ZM158 170V169H157ZM163 170V169H162ZM155 169H154V173H155ZM161 171V170H160ZM185 171V172H186ZM249 171V172H248ZM100 172H102V171H100ZM157 172H159V170L157 171ZM161 172H163V171H161ZM184 172V173H185ZM116 173V172H115ZM117 173H119V172H117ZM137 173V175H138V172H136ZM182 173H180V174H182ZM183 173V174H184ZM217 173V176H218V172H216ZM216 173H215V175H216ZM222 173V172H221ZM12 174V173H11ZM160 174V173H159ZM162 174V173H161ZM166 174H164L163 173V176L165 175L166 176ZM171 174V175H172ZM214 174V173H213ZM246 174V175H247ZM87 176H88V173L86 174ZM86 175H84V176H86ZM99 175H103V173L101 174H99ZM116 175V174H115ZM178 175V174H177ZM215 175H213L214 177H216ZM219 175H221V174H219ZM225 175L223 176L224 178H225ZM40 176V177H41ZM112 176V175H111ZM162 176V175H161ZM167 176H169V174L167 175ZM187 176V175H186ZM201 176V177H202ZM242 176V175H241ZM5 177H7V176H5V175H2L1 173H0V185H2V186H5L6 184H9V183H11V181L9 182L8 180H6V178ZM104 177V176H103ZM103 177H101V178H103ZM115 177V176H114ZM160 177V176H159ZM200 177V178H201ZM237 177H238V175H237ZM10 178V177H9ZM41 178V179H42ZM100 178V179H101ZM116 178V177H115ZM134 178H137V177H135L134 176ZM173 178V177H172ZM183 178V177H182ZM187 177H186V180L188 179ZM200 178H198V179H200ZM241 178V177H240ZM239 178V179H240ZM8 179V178H7ZM14 179V178H13ZM117 179V178H116ZM133 179V178H132ZM215 179V178H214ZM12 180V179H11ZM15 180V179H14ZM18 180V181H17ZM31 180H32V182H31ZM38 180H40V178L38 179ZM99 180V179H98ZM112 180H114V178H112V177H109V178H107L106 180H105V182H101L102 184H104V185H106V186H108V184L109 185H111V184H113L112 183ZM131 180V179H130ZM129 180V181H130ZM137 180V179H136ZM136 180H133V181H130L131 182V185H129L130 187H132V185L134 184H132V182H135L136 183ZM176 180H178V179H176ZM184 180V179H183ZM183 180H180L179 179V181H177V182H180V181H182L181 183H183ZM219 180V179H218ZM224 180V179H223ZM6 181H8L9 183H5ZM41 181V180H40ZM52 181V182H53ZM115 181V180H114ZM113 181V182H114ZM128 181V180H127ZM190 181V180H189ZM55 182V183H56ZM115 182H117V180L115 181ZM129 182V183H130ZM176 182V181H175ZM196 182V183H195ZM206 182V181H205ZM4 183H5V185H4ZM44 183H42V186H44L43 184ZM187 183V182H186ZM204 183V182H203ZM219 184H220V181L218 182ZM222 183V182H221ZM13 185H14V183H12ZM34 184V183H33ZM52 186H53V184L54 183H50ZM102 184H100V185H102ZM184 184V183H183ZM182 184V185H183ZM206 184V183H205ZM208 184V183H207ZM9 185H11V184H9ZM9 185H6V186H9ZM12 185V186H13ZM40 185V184H39ZM38 185V186H39ZM56 185V184H55ZM121 185V184H120ZM120 185H117L116 186V188L114 189V188H111L112 190H111V193H108L109 195L111 194V197L112 198H114V197H118L119 196V194H120V196H122V194H121V191H120V193H118L117 191H119L118 189H121L122 187H124V186H128V182L126 183H124V185L122 184L121 186ZM175 184L173 183V185L172 186H174ZM194 185H192L191 187H193V188H195L194 187ZM199 185V184H198ZM215 185H217V184H215ZM2 186H0V187H2ZM5 186V187H6ZM31 187H32V185H30ZM99 186V185H98ZM103 186V185H102ZM112 186V185H111ZM120 186V187H119ZM127 186H126V188H127ZM128 186V187H129ZM186 186V185H185ZM187 186H188V184H187ZM197 186V185H196ZM202 186V185H201ZM203 186H204V184H203ZM213 186V185H212ZM219 186V185H218ZM10 187L11 186H9V187H6V190H4V188L0 191V197L4 194V192L5 191H7V188H9L10 189ZM13 187H15V185L13 186ZM37 187V186H36ZM46 187V186H45ZM61 187H63L62 185H61ZM109 187V186H108ZM178 187V185L176 186V188L175 189H178L177 188ZM15 188V192H17V190L18 189H16ZM38 188V187H37ZM172 188H174V187H172ZM182 188V186L180 187V189H178L179 190V192H180V190H182L181 189ZM205 188H207V192H209L208 191V189H209V187H206L205 186ZM214 188V187H213ZM218 188V189H217ZM225 188V187H224ZM11 189H12V187H11ZM124 188H122V190H123ZM186 189H188V187L186 188ZM210 189H212V188H210ZM125 190V189H124ZM138 190V189H137ZM136 190V191H137ZM177 190V191H178ZM193 190V189H192ZM201 190V189H200ZM206 190V189H205ZM215 191H217L220 195H222V194H226V192H225V190L224 189H219V187H215V189H214ZM115 191V193H112V192H114ZM136 191H134L133 192V194H134V197H136V195L135 194H139V192L137 193ZM141 191V190H140ZM176 191V192H177ZM183 191V190H182ZM214 191V192H215ZM132 192V191H131ZM143 192V191H142ZM164 192V191H163ZM171 192V193H170ZM172 192H174V190L172 191V189H171V191L169 190V193L171 194V195H173L172 194ZM189 192H191V191H189ZM189 192H186V191H183L182 192V200L184 199V197L186 196L188 199H186V197H185V199L186 200H192L193 202H194V200L197 198L196 196L194 197V193L192 194V199L190 198L191 196H187V194H189ZM211 192V191H210ZM25 193H26V191H25ZM166 193H168V191L167 192H164V194H166ZM201 193V192H200ZM168 195V194H166V195H164L165 197L167 196V199L166 200H168L169 201V198L170 197H172L171 195ZM179 194V193H178ZM195 194H197V190H196V193ZM5 196H6V193L4 194ZM4 195H3V197H4ZM140 195V194H139ZM198 195V194H197ZM201 195H202V193H201ZM119 196V197H120ZM175 196V195H174ZM180 196H181V194H180ZM211 196L213 197H215V196H217V194L216 195H213V194H211ZM219 196V195H218ZM218 196H217V198H218ZM223 196V195H222ZM225 196V195H224ZM138 197V196H137ZM158 197V196H157ZM165 197H164V202H166L167 203V201L165 200ZM200 197V196H199ZM206 197V196H205ZM5 198V197H4ZM4 198H3V200H4ZM83 198V197H82ZM195 198V199H194ZM221 198V197H220ZM219 198V199H220ZM2 198H0V202H2V200H1ZM115 199V198H114ZM174 199V198H173ZM177 198L175 197V199H174V201L176 200ZM180 199V200H181ZM185 199L183 200V201H185ZM194 199V200H193ZM214 198H210V200H208V199H206V200H208V202H210L211 200H212V203H213V201L216 199H214ZM6 200V199H5ZM199 200H201L200 198H197V202H196V204L194 203V204H192V205H190L189 203V205H190V207H189V209L191 208V210H192V208H193V210L196 212V211H200V210H198V207H196V206H198V201ZM161 201V200H160ZM170 201H172V199L170 198ZM183 201H182V204H183ZM196 201V200H195ZM220 201V200H219ZM218 201V202H219ZM215 202H217V201H215ZM222 202V201H221ZM77 203V202H76ZM92 203V202H91ZM170 203V202H169ZM179 203H181V201L179 202ZM186 203H187V201H186ZM85 204V203H84ZM162 204V203H161ZM208 204H211V203H208ZM207 204V205H208ZM218 204V203H217ZM220 204V203H219ZM233 204V203H232ZM79 205V204H78ZM77 205V206H78ZM81 206H82V204H80ZM172 205V204H171ZM184 205H185V203H184ZM183 205V206H184ZM212 205V204H211ZM211 205H210V207H211ZM239 205H240V201L239 202H235V204H233L232 205V207L230 208V211L229 212H232V213H234L233 211H234V207L235 208H238L239 207ZM89 206H92V204H89ZM186 206V205H185ZM193 206V207H192ZM209 206V205H208ZM214 206H216L215 205V203H214ZM58 207V206H57ZM60 207H61V205H60ZM69 207V206H68ZM84 206H82V208H83ZM187 207V206H186ZM86 208V207H85ZM199 208H201V206L199 207ZM208 208V210H206ZM207 208H205V211H209V207H207ZM214 208H216V207H214ZM42 209V208H41ZM60 209H61V212H63L64 211V215H66L67 214V207L66 206H62V208H59V210H58V212H60ZM62 209H64L63 211H62ZM65 209H66V211H65ZM69 209H70V207H69ZM68 209V210H69ZM77 209V208H76ZM87 209V208H86ZM91 209V210H90ZM90 213L89 212H87L88 214H90V216H91V218L93 219V215H94V213H96V212H98L99 211V214H101L102 215V213L104 214V213H106V214H104V215H108L109 213H111L112 212V210L113 209H115V210H117L116 211V216H115V218L116 217H118V219L120 220V221H122V223L124 222V220L123 219H125L126 217V219H128V216H129V218L131 219V220H135V221H137V222H139L138 223V225H136V229H138L140 232H142V230H145L146 228H147V226H150V225H147V226H145V224H144V226H139V224L144 220V219H147V218H150L149 216H145V218H144V214L142 213H140L139 212V210L138 211H132V210H127V211H130V212H128L127 213V211H125V209L123 210L122 208H118V206H116V207H112L111 205H103V206H101V205H96V206H93V207H90ZM45 210V209H44ZM71 211L69 212L68 211V213H71V214H73L74 215V217L76 218V217H78V216H81L80 214H78V213H75V212H73L74 210L71 208L70 209ZM81 210V207H80V209H79V211ZM88 210V209H87ZM137 210V209H136ZM192 210V211H193ZM212 210H214L213 208H212ZM246 210V209H245ZM55 209L54 210H50V212L48 213V215H46V217L47 218H45V222H44V228H41V231H38V229H37V231H36V236H35V234H30L31 236L33 235V236H35V237H37L38 235H37V233L39 232V234H40V238L38 237V239L40 240L41 239V235H43V233H50L52 230H54L55 228L57 229V228H60L61 229V227H60V225H62V220H61V218H58V217H60V215L56 218V216L55 217H53V218H55V219H51V216H53L54 214H55ZM76 211V210H75ZM82 211V210H81ZM100 211H101V213H100ZM145 211V210H144ZM143 211V212H144ZM215 211V210H214ZM217 211V210H216ZM225 211L226 210H223V211H221L220 213H218V214H216L217 212H215V214H214V217H213V219H212V221L210 222V220H211V213H212V211H211V213L209 214V217H208V219L210 218V220H208L207 219V217L206 218H204V219H206L207 220V224H209V228L211 227V230L212 231H216L220 226H221V216H224V214H225ZM36 212V211H35ZM34 212V213H35ZM39 212V211H38ZM66 212V213H65ZM84 212H86V211H84ZM83 212V213H84ZM123 212H126V213H123ZM115 213V212H114ZM146 213H147V211H146ZM146 213H145V215H146ZM190 213H192V212H190V210H189V214ZM194 213V212H193ZM198 213V212H197ZM196 213V214H197ZM202 213H204V212H202ZM208 213V212H207ZM214 213V212H213ZM33 214V213H32ZM61 214V213H60ZM63 214V213H62ZM61 214V215H62ZM82 214V213H81ZM98 214V213H97ZM188 214V215H189ZM27 215V214H26ZM37 215H40V214H37ZM36 215V216H37ZM64 215H63V217H64ZM68 215V214H67ZM70 215V214H69ZM73 215H72V217H73ZM100 215V216H101ZM147 215H149V214H147ZM199 215V214H198ZM35 216V217H36ZM45 216V215H44ZM43 216V217H44ZM97 216V215H96ZM95 216V217H96ZM103 216V215H102ZM113 216H114V214H113ZM193 217H192V220H193V218L195 219V217H194V215H192ZM199 216H201V215H199ZM198 216V217H199ZM207 216H208V214H207ZM66 217V216H65ZM70 216H67V219L69 218ZM72 217H70V218H72ZM98 217V216H97ZM106 217V216H105ZM109 217V216H108ZM108 217H106L107 219H108ZM205 217V216H204ZM101 218V217H100ZM105 218V219H106ZM144 218V219H143ZM200 218V217H199ZM233 218H234V216L231 214V215H229V217H228V220L229 221H231V220H233ZM38 219V218H37ZM44 219V218H43ZM63 219V218H62ZM65 219V218H64ZM66 219V220H67ZM77 219V218H76ZM96 219V218H95ZM104 219V218H103ZM104 219V220H105ZM42 220V219H41ZM40 220V221H41ZM70 220V219H69ZM72 221L74 220V219H71ZM78 220V219H77ZM89 220H90V218H89ZM102 220V218L100 219V221ZM116 220V219H115ZM119 220L118 221H116V222H119ZM34 221H35V219H34ZM90 221H92V220H90ZM97 221V220H96ZM146 221V220H145ZM150 221V220H149ZM252 220H245L244 221V224H243V227L241 228V229H237L236 231H233V232H231V234H229L228 236H226L225 238H226V240H229V239H231V240H241V239H243L244 238V235H247V225L249 226V224H250V222H251ZM33 221H31V225L33 224V226L36 224V223H32ZM37 222H39V219H38V221ZM42 222H43V220H42ZM94 222V221H93ZM98 222V221H97ZM106 223L108 222V221H105ZM129 222V221H128ZM131 222V221H130ZM144 222V221H143ZM148 222V221H147ZM122 223H120L119 222V224H122ZM132 223H133V221H132ZM150 223H151V221H150ZM150 223H148V224H150ZM26 224H28V222H27V220H23L22 222H20V223H18V224H16L15 226V232H16V234L18 233L19 235L21 234V232H23L24 234H29L28 232L27 233H25L24 231H22V228H24L25 229V225ZM30 224V223H29ZM90 224H91V222H90ZM123 224H125V223H123ZM135 224V223H134ZM192 224V223H191ZM206 224V223H205ZM31 225H29V227L31 226ZM39 225H41V224H39ZM38 225V226H39ZM43 225V224H42ZM96 225V224H95ZM107 225H108V223H107ZM28 226V225H27ZM36 226V225H35ZM38 226L36 227V228H38ZM129 226V225H128ZM133 226V225H132ZM131 226V224H130V227H132ZM67 227V226H66ZM100 227V226H99ZM204 226H202V228H203ZM35 228V229H36ZM91 228V227H90ZM90 228H88V229H90ZM116 228V227H115ZM149 228V227H148ZM148 228H147V230H148ZM33 228L31 227V230H32ZM107 229V231H108V228H106ZM131 229V228H130ZM133 229L134 228H132L131 230L133 231ZM136 229H134V230H136ZM29 230V229H28ZM27 229L25 230V231H28ZM58 230V229H57ZM92 230V229H91ZM120 230V229H119ZM130 230V231H131ZM146 230V231H147ZM55 231V230H54ZM65 231H67V230H65ZM64 231V232H65ZM85 231H87V230H85ZM138 231V232H139ZM30 232V231H29ZM61 232V231H60ZM60 232H59V234H60ZM68 232V231H67ZM67 232H66V234H67ZM115 232H117V231H115ZM136 232V231H135ZM134 232V233H135ZM139 232V237H137V240H140V239H142L143 237H144V239L147 237H145V234H144V232L143 233H140ZM148 232V231H147ZM23 233L21 234L22 236H23ZM42 233V234H41ZM53 233V232H52ZM52 233H51V235H52ZM87 233V232H86ZM93 233V232H92ZM107 234V233H106ZM18 235V236H19ZM61 235H62V233H61ZM132 235H135V234H132ZM137 235V234H136ZM45 236H47V235H45ZM63 236H64V234H63ZM63 236H61V237H59L58 236V238H62ZM28 237V236H27ZM25 238V237H24ZM31 238V237H30ZM58 238H57V236H56V238L55 239H57V240H55V244H57L58 242L57 241H59L58 240ZM66 238V237H65ZM44 241H50V239H44V238H42ZM63 239V238H62ZM113 239H114V237H113ZM144 239H142V240H144ZM154 239V238H153ZM264 239V238H263ZM61 240V239H60ZM64 240V239H63ZM43 241V242H44ZM53 241H54V238H53ZM108 242L107 243H109V246L110 247H112V246H114V242L112 241V239H109L108 238V240H107ZM260 241H262V239L260 240ZM37 243H38V240L36 241ZM40 242H42L41 240H40ZM60 242V241H59ZM81 242V241H80ZM111 242H113V243H111ZM259 241H257V243H258ZM45 243V242H44ZM61 243V242H60ZM145 243H147V242H145ZM144 243V244H145ZM47 244V243H46ZM50 244V243H49ZM82 244V243H81ZM44 245V244H43ZM58 245V244H57ZM108 245V244H107ZM146 245V244H145ZM49 246V245H48Z\"/></svg>",
	"mask_w": 264,
	"mask_h": 264
}]
</instances>
